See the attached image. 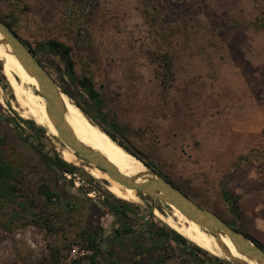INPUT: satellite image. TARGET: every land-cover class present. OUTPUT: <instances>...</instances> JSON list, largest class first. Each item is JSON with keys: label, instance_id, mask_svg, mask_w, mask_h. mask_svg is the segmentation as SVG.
I'll use <instances>...</instances> for the list:
<instances>
[{"label": "rangeland", "instance_id": "1", "mask_svg": "<svg viewBox=\"0 0 264 264\" xmlns=\"http://www.w3.org/2000/svg\"><path fill=\"white\" fill-rule=\"evenodd\" d=\"M0 20L94 122L57 52L39 45L66 46L74 74L90 78L119 129L102 127L264 247V0H0ZM2 75L0 61V157L15 175L11 196L0 181V264H91V235L104 264L103 252L124 234L146 239L157 259L144 264H216L213 253L170 237L153 213L159 200L125 201L80 166L70 178L55 169L48 158L60 157L63 143L22 121ZM41 186L56 196L47 200ZM73 245L92 254L70 260Z\"/></svg>", "mask_w": 264, "mask_h": 264}, {"label": "bare ground", "instance_id": "2", "mask_svg": "<svg viewBox=\"0 0 264 264\" xmlns=\"http://www.w3.org/2000/svg\"><path fill=\"white\" fill-rule=\"evenodd\" d=\"M1 38L0 35V40ZM0 61L1 72L12 92V98H7L11 108L22 118L33 120L36 124L43 126L49 134L56 137L57 131L48 118L46 100L39 93L36 79L23 68L8 45L0 44ZM62 99L64 102V118L80 142L98 151L120 173L126 176H136L139 181L149 176V171L143 162L116 144V140H112L102 128L84 116L80 108L69 97L62 94ZM0 104L6 105V101L2 96H0ZM59 153L60 157L67 163L80 166L94 178L104 180L107 190L117 198L142 203L143 199L148 197L147 195L137 194L134 189L125 187L111 179L105 172L85 163L64 144L59 148ZM153 213L171 229L216 256L225 257L226 254L224 255L220 246L224 245L228 256L240 258L246 264H257L239 254L227 237L214 236L170 204H163L161 209L154 208Z\"/></svg>", "mask_w": 264, "mask_h": 264}, {"label": "water", "instance_id": "3", "mask_svg": "<svg viewBox=\"0 0 264 264\" xmlns=\"http://www.w3.org/2000/svg\"><path fill=\"white\" fill-rule=\"evenodd\" d=\"M0 35L2 37L0 44L8 45L12 54H14L17 60L22 64L23 68L36 79L39 93L46 100L48 118L57 131L56 138L65 146L69 147L79 159L105 172L111 179L119 182L125 187L134 189L137 194L147 195L164 204H170L176 207L184 216L194 221L214 236L227 237L236 248L237 252L245 258L257 264H264L263 246L252 240L248 235L238 231L232 225L223 221L214 212L196 204L174 184L158 175L144 163L143 164L149 171V176L139 181L136 176H126L120 173L118 169L98 151L80 142L64 118L62 94L65 93L60 88L58 82L48 73L42 62L36 57L34 52L26 46L14 30L1 20ZM82 113L86 116L84 111H82ZM88 119L94 123L90 118ZM220 246L224 255L226 254L224 257L225 261H231L233 264H246V262L240 258L228 256L226 247H224V245Z\"/></svg>", "mask_w": 264, "mask_h": 264}, {"label": "trees", "instance_id": "4", "mask_svg": "<svg viewBox=\"0 0 264 264\" xmlns=\"http://www.w3.org/2000/svg\"><path fill=\"white\" fill-rule=\"evenodd\" d=\"M7 25L9 27H11L10 24H7ZM26 46L30 50H32L27 44H26ZM39 46L41 47V49L44 48L46 50L57 52V54L59 55L60 59L63 61L64 65H65L66 73H67V77H68V81H69L70 86L73 89L77 90V91L84 92L89 97V99H90L89 108H90L91 112L94 114V116L96 118L94 123H96L100 128H102L112 139L117 141V136L113 132H111V131H109L107 129H104L102 127L101 123H106V124L110 125V127L114 131L119 129L118 125L113 123V122H109L107 120L106 114L103 113V111H102V100L99 97V93L95 90L93 84L91 83L90 78L88 76H80V77H78V76H76L74 74V72L72 70V62H71V60L69 58V49L66 46H64L62 43L55 42V41H48L46 43H41ZM2 78L3 79L1 81V84L3 86H5V87H9V85H8L6 79H5V77L3 75H2ZM60 82H61V80H60ZM61 89L66 94H68L70 96L72 95L71 92L69 90H67L66 88H64L63 86H61ZM10 91H11V89H10ZM83 111L87 114L86 110H83ZM22 121L24 123H26L29 127H31L33 130H36L37 132H39L40 134L43 135V133L45 131L44 128L39 126V125L34 124L33 120L26 119V120H22ZM42 135L40 137H43ZM0 141H2V138H0ZM118 144L121 145L122 147H124L126 150H128L131 154H133L134 156L139 158L145 165H147L148 167L152 168V164H150L149 162L143 160L136 152L129 150L122 142L119 141ZM48 160H49L50 164L55 169H57L60 172H66V173L74 174L77 171V167L76 166L67 163L66 161H64L58 155H54L53 157L48 158ZM14 176L15 175L13 174V169L10 167V165H8L0 157V181L6 186V190L4 191V193H7V191H8L10 196H11L12 190L14 189V186L11 185V184H8V181L10 179H12ZM168 181L171 182L170 180H168ZM3 189H5V188H3ZM9 190H10V192H9ZM39 191H40V193L42 195L45 196V198L47 200H50L52 197L56 196V194L54 192H52L47 186H41L39 188ZM115 200L121 204L122 208L126 207V205H127L126 202L120 201L117 198H115ZM226 200H228L227 197H226ZM117 211L122 213L123 215L127 214V212L125 210H123V209H119ZM168 232L170 233V237L173 240H175L176 242H179V243H181L183 245H187L189 243V241L185 237H183L182 235H180L179 233H177L173 229L168 228ZM157 234L159 236V239H162V236L164 235V232H158ZM166 235H167V233H166ZM252 240L257 242L253 238H252ZM258 244H260V243H258ZM86 246L95 249L93 255L89 258L90 263L91 264H98L99 260H100V258H98V256L100 255L99 253H101V250L95 244V240L92 237V235L90 236V238L87 239ZM195 249H197L198 251H202V249L200 247H198V246H195ZM212 259H213L214 263H216V264H227L228 263V262H226L224 260H221L220 258H218L216 256H212ZM74 263L75 264H79V262H77V261L74 262Z\"/></svg>", "mask_w": 264, "mask_h": 264}, {"label": "flooded vegetation", "instance_id": "5", "mask_svg": "<svg viewBox=\"0 0 264 264\" xmlns=\"http://www.w3.org/2000/svg\"><path fill=\"white\" fill-rule=\"evenodd\" d=\"M121 244V243H120ZM118 244L115 241L112 252L106 253L103 252V256L101 259L104 264H144V259L148 258L151 260L157 259L152 256L150 252V248L144 245H138L133 248H124L123 244ZM126 249V250H125ZM108 255V256H107Z\"/></svg>", "mask_w": 264, "mask_h": 264}, {"label": "crops", "instance_id": "6", "mask_svg": "<svg viewBox=\"0 0 264 264\" xmlns=\"http://www.w3.org/2000/svg\"><path fill=\"white\" fill-rule=\"evenodd\" d=\"M115 241H117L118 244H120V243L123 244L122 246H124V248H126V249L129 248V247L130 248H133V246H135V245H136V247L138 245L148 246V244L146 242V239H144V238H137V236L132 235V234H124V235H120L118 238H115L112 241V243H110L111 244L110 245L111 247L108 249V251L105 252V254L112 252L113 247H114L113 244H115Z\"/></svg>", "mask_w": 264, "mask_h": 264}, {"label": "built area", "instance_id": "7", "mask_svg": "<svg viewBox=\"0 0 264 264\" xmlns=\"http://www.w3.org/2000/svg\"><path fill=\"white\" fill-rule=\"evenodd\" d=\"M74 175V174H73ZM71 177V174L68 173V178ZM92 254V251L88 248H82L77 245H73L69 252V259L70 260H80L82 258H85L87 256H90Z\"/></svg>", "mask_w": 264, "mask_h": 264}]
</instances>
